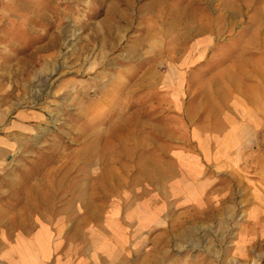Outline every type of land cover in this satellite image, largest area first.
I'll return each instance as SVG.
<instances>
[{"label":"rangeland","instance_id":"rangeland-1","mask_svg":"<svg viewBox=\"0 0 264 264\" xmlns=\"http://www.w3.org/2000/svg\"><path fill=\"white\" fill-rule=\"evenodd\" d=\"M253 36L264 43V0H0V210L29 201L90 226L124 172L171 174L206 79L264 55ZM263 139L223 198L134 227L115 264H264Z\"/></svg>","mask_w":264,"mask_h":264},{"label":"crops","instance_id":"crops-1","mask_svg":"<svg viewBox=\"0 0 264 264\" xmlns=\"http://www.w3.org/2000/svg\"><path fill=\"white\" fill-rule=\"evenodd\" d=\"M253 40L256 45H264L257 37L253 36ZM261 54H239L231 64L222 66L218 75L206 79L200 100L194 101L201 110L189 111L190 117L184 123V144L173 145L170 153L171 174L166 175L160 164L142 172L149 180H142V165L134 177H127L128 172H124L120 187H114L112 194L101 197L99 203L92 200L98 211L89 217L90 226L53 224L47 209H30L29 201L24 205L26 209H1L0 264H115L126 254L129 231L134 227L148 231L162 223L171 210L206 207L223 198L231 178L243 179L247 156L261 154L250 149L255 130L264 128ZM243 62L252 63L255 69L245 71ZM209 88L219 95L209 93ZM221 91L225 94L222 99ZM250 92L256 98L254 104L246 98ZM2 149L0 157L8 152L5 146H0ZM48 197L52 199L51 192ZM77 199L79 206L86 202L78 192ZM42 205L43 202L38 203L39 207Z\"/></svg>","mask_w":264,"mask_h":264}]
</instances>
